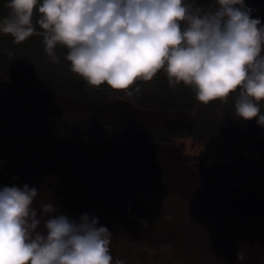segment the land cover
Here are the masks:
<instances>
[{
  "label": "rangeland",
  "instance_id": "obj_1",
  "mask_svg": "<svg viewBox=\"0 0 264 264\" xmlns=\"http://www.w3.org/2000/svg\"><path fill=\"white\" fill-rule=\"evenodd\" d=\"M186 120L117 98L51 96L0 77V188L27 184L38 190L37 210L53 203L75 221L97 217L112 233L111 255L125 264H257L264 251V137L230 156L183 142H75L23 131L47 123Z\"/></svg>",
  "mask_w": 264,
  "mask_h": 264
},
{
  "label": "clouds",
  "instance_id": "obj_2",
  "mask_svg": "<svg viewBox=\"0 0 264 264\" xmlns=\"http://www.w3.org/2000/svg\"><path fill=\"white\" fill-rule=\"evenodd\" d=\"M5 7L0 33L19 44L38 25L52 62L57 45L67 48L71 71L91 87L132 96L137 82L162 71L170 88L182 83L203 104L238 93L235 115L264 126V25L245 0H215L207 9L196 0H8ZM37 195L27 184L0 188V264H125L111 255L112 233L97 217L75 221L53 203L37 210Z\"/></svg>",
  "mask_w": 264,
  "mask_h": 264
},
{
  "label": "trees",
  "instance_id": "obj_3",
  "mask_svg": "<svg viewBox=\"0 0 264 264\" xmlns=\"http://www.w3.org/2000/svg\"><path fill=\"white\" fill-rule=\"evenodd\" d=\"M7 2L0 0V19L8 14L9 10L5 7ZM196 2L206 9L215 7V0ZM245 4L253 9L252 17L259 18L264 25V0H245ZM37 19L38 12H34L33 22ZM36 27L40 32L39 26ZM67 51V48L57 45L55 54L59 61L52 62L44 50L41 35L35 34L16 44L10 35L0 33V77L6 78L14 86L36 87L51 96L85 103L98 96L117 98L171 117L187 116L188 120L172 126L113 122L47 123L26 127L23 131L29 135L60 139H125L164 146L183 142V147L189 144L197 151L230 156L243 151L252 141L264 137V126H260L255 118L245 121L235 115L234 98L238 93H233L226 103L216 100L203 104L195 99L194 91L182 83L170 88L166 74L162 71L151 82H137L132 89V96L126 95L124 91L113 90L106 84L99 88L91 87L71 71L70 62L65 59ZM135 87H139L140 91L135 92ZM260 110L264 114V101L260 102ZM257 264H264V251Z\"/></svg>",
  "mask_w": 264,
  "mask_h": 264
},
{
  "label": "crops",
  "instance_id": "obj_4",
  "mask_svg": "<svg viewBox=\"0 0 264 264\" xmlns=\"http://www.w3.org/2000/svg\"><path fill=\"white\" fill-rule=\"evenodd\" d=\"M67 124H71V123H67ZM67 140L72 139V138H66ZM73 141H81V142H88V141H97V140H87V139H73Z\"/></svg>",
  "mask_w": 264,
  "mask_h": 264
},
{
  "label": "water",
  "instance_id": "obj_5",
  "mask_svg": "<svg viewBox=\"0 0 264 264\" xmlns=\"http://www.w3.org/2000/svg\"><path fill=\"white\" fill-rule=\"evenodd\" d=\"M37 35H40V32L39 31H37Z\"/></svg>",
  "mask_w": 264,
  "mask_h": 264
}]
</instances>
